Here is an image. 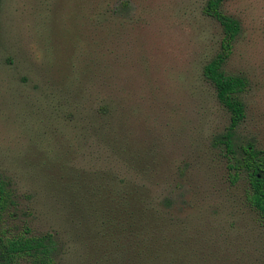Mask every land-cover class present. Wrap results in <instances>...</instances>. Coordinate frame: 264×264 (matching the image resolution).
I'll list each match as a JSON object with an SVG mask.
<instances>
[{
    "label": "rangeland",
    "instance_id": "obj_1",
    "mask_svg": "<svg viewBox=\"0 0 264 264\" xmlns=\"http://www.w3.org/2000/svg\"><path fill=\"white\" fill-rule=\"evenodd\" d=\"M207 2L0 0L10 225L53 232L58 264H264V219L229 166L264 152V0L222 8L242 28L224 70L246 80L230 155Z\"/></svg>",
    "mask_w": 264,
    "mask_h": 264
},
{
    "label": "trees",
    "instance_id": "obj_2",
    "mask_svg": "<svg viewBox=\"0 0 264 264\" xmlns=\"http://www.w3.org/2000/svg\"><path fill=\"white\" fill-rule=\"evenodd\" d=\"M226 0H208L204 13L217 20L223 28L222 51L204 69V75L216 88L221 104L231 113L229 133L223 138L228 155L234 151V132L245 119V105L241 94L246 80L229 75L224 67L232 55L234 42L240 35V22L226 15L222 8ZM230 169L244 172L249 180L248 202L264 219V152L252 145L243 149L241 158H230ZM128 203L125 202V205ZM128 208H125L127 213ZM19 202L11 182L0 176V264H58L59 242L53 232L35 234L25 225L19 231L10 225L19 217ZM143 256V255H142Z\"/></svg>",
    "mask_w": 264,
    "mask_h": 264
}]
</instances>
